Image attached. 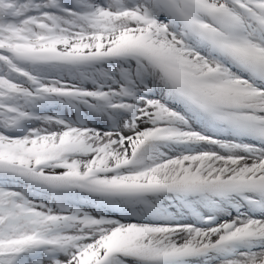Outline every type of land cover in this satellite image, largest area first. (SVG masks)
I'll return each mask as SVG.
<instances>
[{
	"label": "snow or ice",
	"instance_id": "1",
	"mask_svg": "<svg viewBox=\"0 0 264 264\" xmlns=\"http://www.w3.org/2000/svg\"><path fill=\"white\" fill-rule=\"evenodd\" d=\"M0 264H264V0H0Z\"/></svg>",
	"mask_w": 264,
	"mask_h": 264
}]
</instances>
